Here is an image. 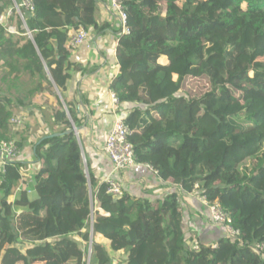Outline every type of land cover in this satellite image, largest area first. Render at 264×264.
<instances>
[{"label":"trees","instance_id":"obj_1","mask_svg":"<svg viewBox=\"0 0 264 264\" xmlns=\"http://www.w3.org/2000/svg\"><path fill=\"white\" fill-rule=\"evenodd\" d=\"M14 1L0 0V17L11 11L16 32L0 23V57L15 78L39 76L62 99L55 96L58 130L33 146L35 198L27 163L0 169V264H86L92 216L93 238L125 254L119 264H264L256 248L264 243V0H124L130 34L119 35L120 71L108 88L134 107L127 124L137 163L183 191L198 185L240 231L242 245L222 237L199 251L188 246L176 194L115 199L89 166L86 173L78 135L66 133L86 123L81 101L65 94L79 68L69 32L98 29V0H33V12L20 8L25 23ZM198 82H207L205 93L190 86ZM23 105L0 94V143L15 139L12 120ZM26 142L16 140L22 150ZM93 253V264H113L102 244Z\"/></svg>","mask_w":264,"mask_h":264},{"label":"crops","instance_id":"obj_2","mask_svg":"<svg viewBox=\"0 0 264 264\" xmlns=\"http://www.w3.org/2000/svg\"><path fill=\"white\" fill-rule=\"evenodd\" d=\"M107 3L108 0H98V32L92 28L89 40L72 52L71 61L79 68L74 71L67 95L69 102L81 101L77 107L78 112L82 106L86 116V123L78 130L83 161L100 181H104L112 172V165L104 155L105 139L116 120L111 105L112 91L108 87L120 71L116 58L119 23L107 12ZM132 109L133 105H123V113L127 115ZM120 178L124 183V193L133 197L155 201L176 194L183 211L187 239L191 237L202 244L215 245L224 236V229L211 223L208 209L200 202L198 191L189 193L178 188L179 186L164 183L146 165L137 164L125 171ZM102 241L101 244L109 252L110 243L104 239Z\"/></svg>","mask_w":264,"mask_h":264},{"label":"built area","instance_id":"obj_3","mask_svg":"<svg viewBox=\"0 0 264 264\" xmlns=\"http://www.w3.org/2000/svg\"><path fill=\"white\" fill-rule=\"evenodd\" d=\"M14 4L17 14L23 21L24 18L21 14L20 8H24L30 12H33L35 8L33 0H20L19 5L14 1ZM106 9L107 12L119 23L120 34L129 35L130 28L127 24L128 17L126 14L124 0H108ZM11 16L12 12L10 11V13L8 12L0 17V22H2L1 19L7 17L11 18ZM88 40L89 32L83 26H79L77 29H73V34L69 36L67 48L73 52L82 47ZM111 105L113 113L116 116V120L105 139L104 155L108 158L112 165V172L104 179V182L108 186V193L115 199H120L125 194L124 183L120 177L125 171L137 166L138 163L136 161L134 145L130 140L133 131L127 124L128 115L125 112L123 113L122 103L114 92L111 93ZM16 118H14L12 122L15 121ZM76 134L78 135V132ZM20 155L21 150L15 140L10 139L2 141L0 143V169L4 172L7 161L18 160ZM146 168L158 176V172L155 171L153 167L146 165ZM178 188L182 189L181 187ZM197 191L199 192V198L201 199L202 204H204L208 209L211 223L214 226L222 227L224 229L225 238L230 239L231 241H238L240 245H242L243 242L240 239V231L234 230L231 226L232 220L230 214L217 201L210 202L207 196L198 190V185L195 186L193 192L196 193ZM93 224L94 217L92 216L89 223L91 244L93 239ZM212 247L215 248L216 245H212ZM199 248L200 242L194 240L193 249L195 251H199ZM256 248L263 250L264 243L259 244ZM91 257L92 256L90 255L88 264H90Z\"/></svg>","mask_w":264,"mask_h":264},{"label":"rangeland","instance_id":"obj_4","mask_svg":"<svg viewBox=\"0 0 264 264\" xmlns=\"http://www.w3.org/2000/svg\"><path fill=\"white\" fill-rule=\"evenodd\" d=\"M160 9H161V13H164L165 8L163 4L160 6ZM8 12L10 13L9 10ZM1 21L2 22L0 23L4 24L8 29V31L16 33L10 18L8 17L4 18L1 19ZM87 31L91 32L92 28L88 29ZM70 32L73 33V30H70ZM96 32H98V29L96 30ZM93 34L97 35V33L96 34L93 33ZM27 35L31 36L30 33ZM7 62L8 61L6 58L0 57V70L2 72V77H3L0 82V94L10 97L15 103H18V101L20 100L24 104L23 105L24 107L22 108L23 111L22 114L20 113V109L15 110V112L19 113V115H17V118L15 119V121H13L14 122L13 124L15 125L11 127V131L13 135H16L14 138L17 141H19L20 139H25L26 141H28L26 142L27 147L25 148V150L22 151V148H20L21 155L18 160L21 159L22 161L27 163L26 164L27 167L24 171V180L30 182V187H29L31 192L30 195L31 198L34 199L35 192L33 190V186H34L33 177L39 165L37 163H33V146L42 136L56 132V130H58L57 129L58 127L55 124V113L58 110L59 106L55 98L56 97L60 99L62 98L60 91L55 86H53L52 89H50L46 84V82L42 81L39 76H33L29 73H23L19 78H15L14 75L10 74ZM243 65L244 64L242 63L240 67L242 68ZM190 86H193L194 91L197 92L199 91L202 94L205 93L208 89L207 82H200V83L198 82L194 84L192 83L190 84ZM68 91L66 90L65 94L68 95ZM47 98L51 100V106L44 105L45 100ZM84 166L86 173L88 174V168L86 166V163ZM14 200L15 197L9 198V202H13ZM88 226L90 225L88 224ZM87 229L88 227H86L83 233L88 232ZM191 239L192 238L190 237L188 246L193 245L195 239L192 240ZM94 242L101 244V242L103 241L100 238H93L92 244L91 241L89 243H83V249L86 252L85 253L86 264H88L89 262V256L90 255L92 256L94 254L93 253ZM109 253H110V259L113 260V264H119L121 261L125 259V254L122 253L119 255L113 254L110 248H109Z\"/></svg>","mask_w":264,"mask_h":264},{"label":"water","instance_id":"obj_5","mask_svg":"<svg viewBox=\"0 0 264 264\" xmlns=\"http://www.w3.org/2000/svg\"><path fill=\"white\" fill-rule=\"evenodd\" d=\"M75 132V133H77L78 132V129H76V128H74L73 130H69V131H67L66 133H72V132ZM65 134V133H64ZM61 134L60 133H54V134H52L51 135V137H57V136H60Z\"/></svg>","mask_w":264,"mask_h":264}]
</instances>
